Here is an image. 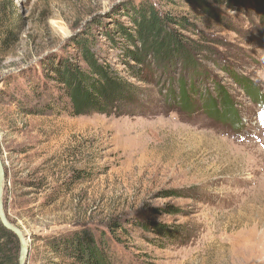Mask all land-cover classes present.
<instances>
[{
  "label": "rangeland",
  "instance_id": "obj_1",
  "mask_svg": "<svg viewBox=\"0 0 264 264\" xmlns=\"http://www.w3.org/2000/svg\"><path fill=\"white\" fill-rule=\"evenodd\" d=\"M146 3L186 20L168 29L192 60L139 82L115 30ZM207 5L211 14L185 0H0V32L15 39L0 55L2 204L26 264L65 262L47 239L86 230L118 264H264V9ZM84 43L141 88V115L70 113L50 69H86ZM152 224L178 230L163 239Z\"/></svg>",
  "mask_w": 264,
  "mask_h": 264
},
{
  "label": "trees",
  "instance_id": "obj_2",
  "mask_svg": "<svg viewBox=\"0 0 264 264\" xmlns=\"http://www.w3.org/2000/svg\"><path fill=\"white\" fill-rule=\"evenodd\" d=\"M185 1L211 14L208 2L220 4L224 0ZM252 2L264 9V0H252ZM127 11L129 26L118 25L115 33L127 44L119 45L121 42H118L117 45L123 55L129 78L140 82V75L146 69H158L161 65L175 63V61L183 64L191 63L190 54L177 41L174 32H169L168 29L169 24L173 23L186 29L188 23L184 18L173 19L170 14L161 13L148 3L131 6ZM0 20L2 22L6 20L1 12ZM6 31L0 32L3 36V39L0 38V55L8 50L15 40L13 34ZM106 36L114 40L109 34ZM87 45L84 43L77 46L86 69L83 70L67 60H60L50 69L53 76L49 80L57 85L55 89L60 91V98L67 99L70 113L74 116L96 114L106 117L141 115L137 110L141 88H137L125 80L118 71L101 62ZM182 97L184 98L183 91ZM48 100L52 102L50 96ZM184 101H186L185 98L182 102ZM17 103L20 108L25 106L22 102L17 101ZM184 106H187L186 103ZM45 107L49 108V106ZM207 109L208 112L215 111L213 106ZM24 114L32 115L33 113L27 110ZM144 229L163 239L174 238L178 230L177 228L171 230L161 224H152ZM119 230L116 229V231ZM99 240L100 242H97L86 230L69 237L63 235L56 240L49 238L46 246L51 248L53 256L64 259L65 262L61 264H118L114 255L109 254L103 239ZM18 258L19 244L16 237L0 224V264L9 261L12 264H18Z\"/></svg>",
  "mask_w": 264,
  "mask_h": 264
},
{
  "label": "water",
  "instance_id": "obj_3",
  "mask_svg": "<svg viewBox=\"0 0 264 264\" xmlns=\"http://www.w3.org/2000/svg\"><path fill=\"white\" fill-rule=\"evenodd\" d=\"M3 180H4V169L0 157V224L3 228H5L10 233H12L18 241L19 244L18 264H26L27 246H26L25 238L22 232L18 228L14 227L12 224L9 223L4 213L3 204H2Z\"/></svg>",
  "mask_w": 264,
  "mask_h": 264
}]
</instances>
